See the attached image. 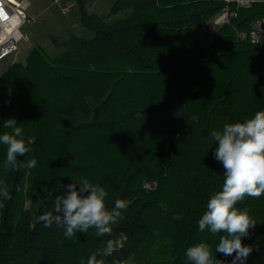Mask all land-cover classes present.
<instances>
[{
    "label": "trees",
    "instance_id": "1",
    "mask_svg": "<svg viewBox=\"0 0 264 264\" xmlns=\"http://www.w3.org/2000/svg\"><path fill=\"white\" fill-rule=\"evenodd\" d=\"M75 1L84 35L52 39V54L35 46L0 73V135L15 118L31 140L18 159L37 160L18 171L0 144V186L11 195L0 197V264H87L121 234L124 247L98 260L193 264L186 250L206 243L213 260L232 264L215 252L222 233L201 232L198 220L224 181L210 133L264 111V32L257 44L236 36L264 21V0L204 38L198 30L225 0H111L107 15ZM82 179L106 189L109 210L127 201L110 235L29 229ZM236 207L257 223L242 238L253 249L245 264H264V195Z\"/></svg>",
    "mask_w": 264,
    "mask_h": 264
},
{
    "label": "clouds",
    "instance_id": "2",
    "mask_svg": "<svg viewBox=\"0 0 264 264\" xmlns=\"http://www.w3.org/2000/svg\"><path fill=\"white\" fill-rule=\"evenodd\" d=\"M20 125L15 118H9L3 123V128L9 131L0 135V144L7 146L6 162L18 171L37 165L35 158L26 163L18 159L30 151L27 145L31 144V140L26 144ZM210 135L217 144L214 158L225 169L224 181L222 189L210 196L207 210L198 220L199 230L203 232L207 228L212 234L222 233L215 247L216 254L232 257V264H245L253 249L244 244L242 238H250L249 229H254L257 223L248 209L240 210L236 205L246 196L264 195V111H257L243 122L224 124L221 130H213ZM107 196L104 187L87 179L69 183L63 194L54 197L52 211L38 216L29 224V229L35 230L36 223L42 222L45 228L53 224L62 227L66 238L78 232L87 233L89 229H95L99 237L110 235L113 231L111 225L123 219L121 210L126 209L128 203L118 199L114 208L109 210L105 205ZM0 197L11 199L6 184L0 186ZM180 218L181 215L174 216V219ZM126 240L123 234L117 239H108L102 252L93 254L87 264H104V260H98L97 256H111L124 247ZM185 256L193 264H224L223 260H213L206 243L189 247Z\"/></svg>",
    "mask_w": 264,
    "mask_h": 264
},
{
    "label": "rangeland",
    "instance_id": "3",
    "mask_svg": "<svg viewBox=\"0 0 264 264\" xmlns=\"http://www.w3.org/2000/svg\"><path fill=\"white\" fill-rule=\"evenodd\" d=\"M27 4L31 22L23 29L30 36V41L22 47L19 54L0 62V73L14 63H23L27 53L35 46H40L50 54L55 52L53 40L61 41L69 35H84L78 20V6L75 0H17ZM88 12L107 15L111 0H84ZM202 28L198 36L205 37Z\"/></svg>",
    "mask_w": 264,
    "mask_h": 264
},
{
    "label": "built area",
    "instance_id": "4",
    "mask_svg": "<svg viewBox=\"0 0 264 264\" xmlns=\"http://www.w3.org/2000/svg\"><path fill=\"white\" fill-rule=\"evenodd\" d=\"M17 1V0H16ZM14 0H0V62L19 54L22 47L30 41L29 34L24 27L31 22L27 12V4ZM255 0H225L227 5L223 7L208 23L202 27V32L213 35L214 31L236 17L238 8H248ZM228 4H233L231 9ZM264 21H256L249 32H236L241 40H247L252 44L260 43L263 38Z\"/></svg>",
    "mask_w": 264,
    "mask_h": 264
},
{
    "label": "water",
    "instance_id": "5",
    "mask_svg": "<svg viewBox=\"0 0 264 264\" xmlns=\"http://www.w3.org/2000/svg\"><path fill=\"white\" fill-rule=\"evenodd\" d=\"M216 57H213V58H209L208 60H214Z\"/></svg>",
    "mask_w": 264,
    "mask_h": 264
},
{
    "label": "bare ground",
    "instance_id": "6",
    "mask_svg": "<svg viewBox=\"0 0 264 264\" xmlns=\"http://www.w3.org/2000/svg\"><path fill=\"white\" fill-rule=\"evenodd\" d=\"M14 1H16V0H14ZM17 3H19L18 1H16ZM21 3V2H20ZM22 4V3H21Z\"/></svg>",
    "mask_w": 264,
    "mask_h": 264
}]
</instances>
